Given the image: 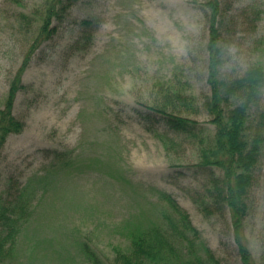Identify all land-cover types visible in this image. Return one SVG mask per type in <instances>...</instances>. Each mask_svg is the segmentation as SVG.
<instances>
[{"label":"rangeland","instance_id":"374dc122","mask_svg":"<svg viewBox=\"0 0 264 264\" xmlns=\"http://www.w3.org/2000/svg\"><path fill=\"white\" fill-rule=\"evenodd\" d=\"M42 1L0 0V108L33 44L36 26L26 21ZM205 1L76 0L52 38L31 50L25 87L12 101L24 127L6 138L0 176V213L26 219L0 264H110L133 236L166 225L163 192L222 262L242 264L228 210L207 216L197 206L206 181L191 166L194 144L184 140L167 153L139 116L161 99L159 83L199 102L209 93ZM218 1L227 50L221 73L264 67V0ZM191 117L212 127L204 113ZM248 202L244 234L264 264V151Z\"/></svg>","mask_w":264,"mask_h":264},{"label":"trees","instance_id":"16d2710c","mask_svg":"<svg viewBox=\"0 0 264 264\" xmlns=\"http://www.w3.org/2000/svg\"><path fill=\"white\" fill-rule=\"evenodd\" d=\"M75 1L44 0L26 21L27 24L34 22L36 26L33 44L11 79L4 105L0 108V176L6 138L24 127V122L12 111V101L16 92L25 87L20 76L28 55L38 44L52 38ZM204 4L209 9L206 13L209 93L199 102L193 93L177 88L172 82L159 83L161 99L154 98L145 111H139V116L144 128L161 140L167 153L177 150L184 140L194 144L198 159L191 166L206 181L197 206L207 216L227 209L241 263L256 264L244 234V221L250 210L248 196L254 171L264 151V67L254 62L241 74L221 73L227 50L220 5L218 0H206ZM91 22L88 18L81 19L86 26ZM87 35H83L85 39ZM200 113L208 116L212 127L191 117ZM161 194L168 204V209L163 212L166 225L153 224L133 236L126 249L114 252L110 264H226L200 241L199 231L187 210L170 194ZM25 219L23 213L10 219L1 211L0 262L11 253ZM7 221H10L8 225ZM85 249L91 257L88 258L95 260L91 250L87 246Z\"/></svg>","mask_w":264,"mask_h":264}]
</instances>
